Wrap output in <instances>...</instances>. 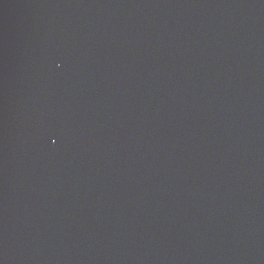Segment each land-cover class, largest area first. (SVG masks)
Here are the masks:
<instances>
[{"label":"water","instance_id":"95a60500","mask_svg":"<svg viewBox=\"0 0 264 264\" xmlns=\"http://www.w3.org/2000/svg\"><path fill=\"white\" fill-rule=\"evenodd\" d=\"M0 264H264V0H0Z\"/></svg>","mask_w":264,"mask_h":264}]
</instances>
